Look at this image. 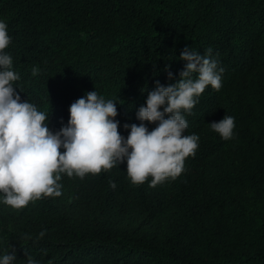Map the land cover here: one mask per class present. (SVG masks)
Wrapping results in <instances>:
<instances>
[{
    "label": "trees",
    "instance_id": "trees-1",
    "mask_svg": "<svg viewBox=\"0 0 264 264\" xmlns=\"http://www.w3.org/2000/svg\"><path fill=\"white\" fill-rule=\"evenodd\" d=\"M0 20L12 37L5 52L20 76L16 92L49 115L53 132L67 125L73 102L96 90L116 101L127 138L124 124L141 123L137 112L155 82L180 79L186 46L200 54L211 47L224 68L221 89L209 86L192 114L183 113V134L200 139L177 179L135 185L125 159L83 179L62 174L60 196L21 210L0 193V257L14 251V264H27L26 253L38 264H264V0H0ZM227 114L235 129L226 141L210 123ZM143 123L150 131L158 124Z\"/></svg>",
    "mask_w": 264,
    "mask_h": 264
},
{
    "label": "clouds",
    "instance_id": "clouds-1",
    "mask_svg": "<svg viewBox=\"0 0 264 264\" xmlns=\"http://www.w3.org/2000/svg\"><path fill=\"white\" fill-rule=\"evenodd\" d=\"M12 42L8 25L0 20V193L3 203L15 210L44 197L61 195L62 174L83 179L87 174L110 171L127 160V176L135 185L151 177L150 187L166 180H175L185 171V161L195 156L199 147L197 134L184 135L188 121L183 113L192 114L198 98L211 86L222 87L224 68L212 59V48L204 54L186 46L180 59L187 61L175 84L156 87L147 95L146 106L140 107L139 125L130 128L125 138L120 134L117 103L106 100L97 91H89L70 106L66 126L53 132L48 126L49 115L28 101L21 102L15 82L20 79L13 70V59L5 52ZM167 65L168 78L174 73ZM38 69L33 68L36 75ZM193 74L196 78L193 79ZM163 106V109H162ZM162 109V110H161ZM167 117V118H166ZM157 123L149 130L143 123ZM211 130L223 140L234 136L235 117L225 115L210 123ZM63 147L65 151L61 152ZM115 188V182H111ZM40 233V237L44 236ZM27 264H38L31 255ZM14 251L0 257V264H14Z\"/></svg>",
    "mask_w": 264,
    "mask_h": 264
}]
</instances>
